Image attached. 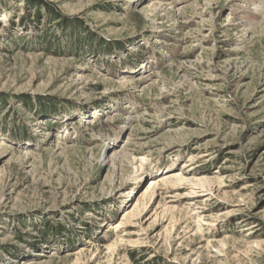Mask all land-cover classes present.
Listing matches in <instances>:
<instances>
[{
	"label": "rangeland",
	"instance_id": "rangeland-1",
	"mask_svg": "<svg viewBox=\"0 0 264 264\" xmlns=\"http://www.w3.org/2000/svg\"><path fill=\"white\" fill-rule=\"evenodd\" d=\"M0 264H264V0H0Z\"/></svg>",
	"mask_w": 264,
	"mask_h": 264
},
{
	"label": "bare ground",
	"instance_id": "bare-ground-1",
	"mask_svg": "<svg viewBox=\"0 0 264 264\" xmlns=\"http://www.w3.org/2000/svg\"><path fill=\"white\" fill-rule=\"evenodd\" d=\"M122 154V153H121ZM137 163H138V165L140 166V167H142L143 168V170H145V168H144V166H143V161H141V160H137ZM178 177V179H179V181L180 182H183V181H191L190 179H189V177H184V176H181V175H177ZM166 180H168V179H166ZM173 180V179H172ZM196 180H192V182H195ZM200 182H202V183H207V182H209V179H206V180H199ZM166 182H168V181H166ZM174 184H177V183H173V185ZM146 192H147V190H146ZM145 192V193H146ZM154 192H155V188H154ZM126 216L127 217H129L130 215H129V213H127L126 214Z\"/></svg>",
	"mask_w": 264,
	"mask_h": 264
},
{
	"label": "trees",
	"instance_id": "trees-1",
	"mask_svg": "<svg viewBox=\"0 0 264 264\" xmlns=\"http://www.w3.org/2000/svg\"><path fill=\"white\" fill-rule=\"evenodd\" d=\"M30 105H31V104H30ZM44 106H49V105H46V104H45Z\"/></svg>",
	"mask_w": 264,
	"mask_h": 264
}]
</instances>
